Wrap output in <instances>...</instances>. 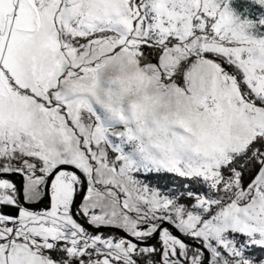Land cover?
I'll return each mask as SVG.
<instances>
[{
	"label": "snow or ice",
	"instance_id": "snow-or-ice-1",
	"mask_svg": "<svg viewBox=\"0 0 264 264\" xmlns=\"http://www.w3.org/2000/svg\"><path fill=\"white\" fill-rule=\"evenodd\" d=\"M0 264H264V0H0Z\"/></svg>",
	"mask_w": 264,
	"mask_h": 264
}]
</instances>
